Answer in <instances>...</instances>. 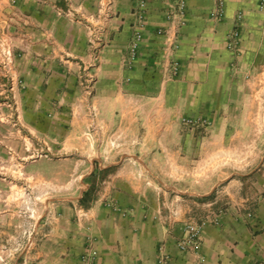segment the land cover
I'll return each mask as SVG.
<instances>
[{
    "label": "crops",
    "instance_id": "obj_1",
    "mask_svg": "<svg viewBox=\"0 0 264 264\" xmlns=\"http://www.w3.org/2000/svg\"><path fill=\"white\" fill-rule=\"evenodd\" d=\"M180 1L0 0V253L160 264L165 245L169 264L264 262L261 0H225L221 19L212 0H183V23L167 20ZM197 117L209 124L183 123ZM41 184L50 197L34 201ZM22 191L23 211L1 208ZM210 203L226 207L221 222L203 225L199 254L180 250L181 226Z\"/></svg>",
    "mask_w": 264,
    "mask_h": 264
},
{
    "label": "built area",
    "instance_id": "obj_2",
    "mask_svg": "<svg viewBox=\"0 0 264 264\" xmlns=\"http://www.w3.org/2000/svg\"><path fill=\"white\" fill-rule=\"evenodd\" d=\"M215 3V8L212 12V17L216 19H221L224 15V6L225 0H212ZM147 5V0H140L139 9L144 10ZM259 8L264 11V0L260 1ZM241 13L238 14L237 18L241 19ZM167 20L172 22H179L180 24L183 23L185 18V1L181 0L176 10H172L167 13L166 15ZM158 33L161 34L162 30H158ZM142 33L137 31L134 39L132 40L130 46V55L129 60L134 62L137 58V51L139 48V44L142 40ZM240 38V32L238 29H234L229 33V41L228 47L235 48ZM171 74L176 76L179 74L180 71V63L178 60H174L170 66ZM183 123L187 125H198L202 124L207 126L209 122L203 118H183ZM109 205L116 206L115 203L110 202ZM225 206H214V203H210L208 208L204 214L200 215L199 218H191L186 220L183 225L181 226V234L177 239V246L182 251H189L195 254H199L203 239H202V228L205 223H213L219 224L221 222V218L225 211ZM249 216L252 215V212L248 213ZM98 254V251L92 248L87 249L79 260V264H92L93 258ZM199 261L203 263L205 261L204 256H199ZM158 262L160 264H169L171 262V255L167 251L165 245H161L159 248V258ZM259 264H264L261 262Z\"/></svg>",
    "mask_w": 264,
    "mask_h": 264
},
{
    "label": "rangeland",
    "instance_id": "obj_3",
    "mask_svg": "<svg viewBox=\"0 0 264 264\" xmlns=\"http://www.w3.org/2000/svg\"><path fill=\"white\" fill-rule=\"evenodd\" d=\"M264 96V95H263ZM5 107L9 108V110H13V111H18L17 110V107L15 106V104L13 102H8V100L6 101L5 100ZM264 106V105H263ZM0 111L1 110V106H0ZM262 111H264V108L262 109ZM70 171V170H69ZM33 187V199L34 201L37 199V196L39 197V194L42 192V194H49L48 197H50V194H51V188L49 186H45L44 184H41V185H37L36 187L35 186H32ZM31 187V188H32ZM71 185H64V195L67 196V195H70L71 194ZM97 188V184L96 183H91V185L87 188V190L84 192L83 196L80 198V201L77 202L79 203V205H81L82 207H88L89 205V201L92 199V196H93V191ZM48 189V190H46ZM39 192V193H38ZM58 192V193H57ZM60 192L59 191H56L53 190V196H56L57 194H59ZM29 197H31L29 195V193H24L23 191L20 192V194L18 196H14V197H11V205L8 206L7 204V201L4 202L2 201V206L1 208L3 209H9V207L13 210L15 209L16 211H23V204H24V200L25 199H29ZM2 198H6L7 199V196L5 195V197H2ZM9 198V196H8ZM37 201V200H36ZM39 201V199H38ZM35 203V202H34ZM33 203V205H34ZM19 252L20 250H3L1 251L0 255L3 256V257H11V256H15V258H13L12 260H17L16 264H18L20 258H22V255L19 256ZM11 260V261H12Z\"/></svg>",
    "mask_w": 264,
    "mask_h": 264
}]
</instances>
